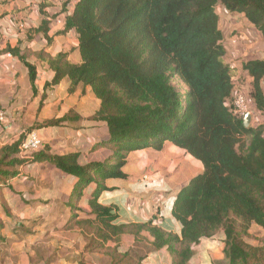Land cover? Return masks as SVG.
<instances>
[{
    "label": "trees",
    "instance_id": "obj_1",
    "mask_svg": "<svg viewBox=\"0 0 264 264\" xmlns=\"http://www.w3.org/2000/svg\"><path fill=\"white\" fill-rule=\"evenodd\" d=\"M73 1L64 31L75 32L81 61L72 64L65 54H40L39 60L54 72L46 87L68 78L70 92L81 85L99 100L90 121L105 125L108 135L98 148L108 155L82 166L77 153L50 155L43 146L20 160L19 141L0 148V186L16 166L41 161L76 179L72 196H82L93 184L88 206L94 219L77 222L74 214L67 225L77 226L85 249L103 252L110 264H141L117 245L123 236L148 243L143 233L152 249L167 250L171 264H189L193 248L219 233L226 264L261 263L264 247H252L244 238L252 224L264 230V123L246 128L232 115V95L242 89L234 90L236 67L225 60L216 7L243 15L264 42V0ZM20 60L33 87L36 68ZM241 68L252 79L248 98L254 111L264 113V60H248ZM71 117L78 119L71 112L34 128L56 127ZM165 145L202 165L171 205L180 233H167L153 221L115 224L113 209L99 204L109 190L105 181L127 178L123 170L130 154Z\"/></svg>",
    "mask_w": 264,
    "mask_h": 264
},
{
    "label": "crops",
    "instance_id": "obj_2",
    "mask_svg": "<svg viewBox=\"0 0 264 264\" xmlns=\"http://www.w3.org/2000/svg\"><path fill=\"white\" fill-rule=\"evenodd\" d=\"M73 5V0H0V109L8 119L0 127V148L34 132L42 147L48 148V154L77 153L83 166L103 161L108 155L107 150L98 148V143L108 135L105 125L90 121L100 102L81 85L70 92L68 78L46 87L54 72L39 60L40 54L50 57L65 54L72 64L81 61L75 32L64 31L65 18ZM262 49L249 60H264L263 41ZM20 57L36 68L33 87ZM242 75L252 82L243 70ZM261 87L264 93V81ZM71 112L78 119L71 117L56 127L34 128ZM262 123L264 113L252 110L250 126ZM165 152L172 163L161 169L154 164V158ZM180 156L192 166L187 155L169 145L161 151L148 149L130 154L123 170L127 178L106 180L109 190L100 195L99 204L113 209L117 225L153 221L163 231L179 234L181 227L170 214L171 205L178 189L195 176L191 177L194 172L186 170L176 172L178 166H174L173 159ZM14 171L15 175L0 186V264H110L103 252L85 249L87 240L77 226L67 225L74 214L77 222L94 219L88 206L93 184L84 189L82 196L75 197L72 191L76 179L63 174L49 161L19 165ZM142 235L151 242L148 234ZM149 242H143L151 249L146 254V260L150 261L146 263L171 264L167 250H154ZM136 243L140 242L123 236L118 251L130 253Z\"/></svg>",
    "mask_w": 264,
    "mask_h": 264
},
{
    "label": "rangeland",
    "instance_id": "obj_3",
    "mask_svg": "<svg viewBox=\"0 0 264 264\" xmlns=\"http://www.w3.org/2000/svg\"><path fill=\"white\" fill-rule=\"evenodd\" d=\"M216 13L219 18V29L223 34V44L226 51L225 60L236 67L234 90L237 88L239 90L242 89L241 93L246 96L249 103L248 94L251 89V83L242 75L241 65L249 59L254 58L255 53L262 52V41L258 40L257 31L243 15L229 13L220 5L216 7ZM250 45H254L253 49L250 48ZM249 106L254 111L252 102ZM154 159V164L161 169H164L166 166L168 167V164L172 163V159L166 152ZM188 159L191 161L192 166L189 165L190 163L185 164L186 161L181 156L177 160L173 159V164L174 166H178L176 169L177 173H182V170L190 171L189 173L194 172L191 175L192 177L202 170V165L190 157ZM223 238V234L219 233L212 239L202 240L193 248V256L189 264H226L223 255ZM244 241L255 248L264 247V230L252 224L248 230V236L244 238ZM150 251L151 249L146 244L136 243L133 244L130 254L136 263L140 259L141 264H147L146 262L150 260H146V254H149ZM258 264H264V260Z\"/></svg>",
    "mask_w": 264,
    "mask_h": 264
},
{
    "label": "built area",
    "instance_id": "obj_4",
    "mask_svg": "<svg viewBox=\"0 0 264 264\" xmlns=\"http://www.w3.org/2000/svg\"><path fill=\"white\" fill-rule=\"evenodd\" d=\"M242 91H234L231 100V112L237 119H243L247 114L252 113L250 108L251 101L241 93ZM7 114L4 110L0 109V127L7 123ZM42 147V142L34 132L25 134L18 147L17 157L20 160L30 159L31 155L37 152Z\"/></svg>",
    "mask_w": 264,
    "mask_h": 264
},
{
    "label": "water",
    "instance_id": "obj_5",
    "mask_svg": "<svg viewBox=\"0 0 264 264\" xmlns=\"http://www.w3.org/2000/svg\"><path fill=\"white\" fill-rule=\"evenodd\" d=\"M251 122V115L247 114L243 119H242V124L244 127H249Z\"/></svg>",
    "mask_w": 264,
    "mask_h": 264
}]
</instances>
